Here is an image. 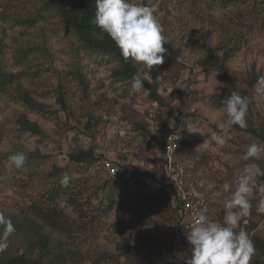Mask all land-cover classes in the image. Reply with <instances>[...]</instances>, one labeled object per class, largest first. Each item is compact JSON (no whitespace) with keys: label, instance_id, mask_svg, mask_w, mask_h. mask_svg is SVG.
Segmentation results:
<instances>
[{"label":"rangeland","instance_id":"obj_1","mask_svg":"<svg viewBox=\"0 0 264 264\" xmlns=\"http://www.w3.org/2000/svg\"><path fill=\"white\" fill-rule=\"evenodd\" d=\"M135 2L153 10L166 39L165 61L151 72L157 74L162 104L151 101L147 91L131 87L126 92L124 84L112 83L117 61L84 51L71 31L59 25L52 13L40 9L39 0H0V65L17 75L18 82L36 102L56 113L31 112L11 93H0V212L22 216L31 207L41 206L55 210L72 223L65 233H51L52 249L63 255L56 258L59 264H94L101 253L123 263L124 259L117 256L120 238L114 224L121 226L128 220L134 225L141 221L142 235L152 241L142 244L134 253L136 257L153 251L163 264H183L187 253H191L184 229L188 219L174 208L173 193L196 194L206 204L209 217L222 222L223 201L250 162L243 159L247 146L257 143L264 147V138L248 132L249 125L255 129L264 126V100L254 94V76H264V13L254 18L247 15L244 0ZM40 43L48 51L47 58L39 54L38 58L29 56L26 64L20 61L18 48ZM216 46L218 59L224 47L232 49L225 66L234 85L246 92L250 107L247 127L233 126L226 134V143L213 144L212 150L203 142L210 139L209 129L223 134L220 125L224 113L215 97L225 92L226 85L219 80L218 72L200 63L207 50ZM74 66L87 81L86 92L69 74ZM60 97L64 107L58 104ZM20 116L35 123L42 134L24 132L18 124ZM173 119L175 123L170 124ZM88 121L92 126H87ZM172 127L179 131L180 141L172 157L174 170L170 172L172 169L164 167L162 145L166 129ZM91 147L99 159L93 165L69 161V154ZM17 152L25 153L28 159L22 169L9 174L4 164ZM103 161L112 162L119 172L121 168L130 169L137 180L129 174L111 176ZM255 163L264 169V153ZM55 169L61 171L56 176ZM64 174L71 178L72 192L60 193L53 202L48 201L49 194L61 187ZM167 175L169 184L164 182ZM150 176L157 182L153 183ZM159 184L167 186L170 200L153 197L162 201L155 204L158 206L153 212L142 210L143 204H134L139 189L153 195L158 193ZM261 188L264 176L257 177L250 198L251 214L243 218L246 223L241 225L251 240L254 238L255 254L250 264H264V214L256 210L264 196ZM108 192L116 201L112 211L103 214L87 210L99 207L95 193ZM80 209H85L86 215ZM180 242L184 243V256L169 254ZM7 243L9 255L31 253V241L21 236L10 237ZM111 262L107 260V264Z\"/></svg>","mask_w":264,"mask_h":264},{"label":"trees","instance_id":"obj_2","mask_svg":"<svg viewBox=\"0 0 264 264\" xmlns=\"http://www.w3.org/2000/svg\"><path fill=\"white\" fill-rule=\"evenodd\" d=\"M244 2H247V15L251 14V17L254 18L257 16V14L264 13V0H244ZM39 7L43 12L46 11L52 13L57 18L59 25L71 31L84 51L114 58L117 61L118 66L111 74L112 83L124 84L126 92L129 91V89L131 88L132 77L137 73L138 68L134 67L130 60L125 61L121 57L119 49L115 46L114 42H112L106 35L101 38L99 30L92 23L95 13V0H39ZM22 21L25 22L26 20ZM217 49V46L215 48L208 49L205 57L200 64L202 65V67L218 72L219 80L225 82V92L220 93L215 97L216 102L222 105V101L227 99V97L231 95L232 92H238L242 96H247V94L244 90H239L234 85L225 66L230 53L233 52L232 49H226V47H224V51L220 59L216 57ZM39 54L44 55L46 58L49 56L48 51L46 50V47L43 43L35 44L30 47L21 46L17 50L18 58H20V61L25 64L28 62L29 56L32 58H38ZM69 74L78 82L82 91L86 92L88 84L79 67L74 66L71 73ZM151 75L152 81L149 82L145 79L144 89L142 91L148 92V98L151 101L162 104V98L158 94L157 74L151 73ZM258 77L259 76H254L255 83ZM18 79L19 78L16 74L10 73L0 65V93H11V96H13L17 102L23 104L31 112H36L39 114H49L52 116L56 115L54 111H48L45 106L36 102L21 86V83L18 82ZM15 83L16 87H13ZM58 104L64 107L62 97L58 99ZM249 107L250 103L248 109ZM176 123L178 124V120H176ZM18 124L24 132H29L31 134H42L38 126L35 123L29 122V120L25 118V116L19 117ZM87 126H92V124H90V121H88ZM137 126L145 130L143 126L139 124H137ZM175 130H177V128L175 127L166 129V135L164 138L166 139ZM248 132L253 136L259 137L261 139L264 138L263 125H261L258 129H255L251 125H249ZM163 146L164 141L162 147ZM68 157L71 163L78 165L84 164L87 166L93 165L99 160L94 155L92 147L87 150H78L77 152L69 154ZM60 172L61 171L59 169H55V176ZM121 174H129L131 178L137 180L136 173H133L130 169L121 168L120 172L118 170V173L114 176L122 177L123 175ZM149 179L153 183L157 182L152 176H150ZM159 186L160 189L158 193H154L153 195H148L146 191H140L139 189L137 192V197L134 199V204L139 205L140 207L144 205L145 208L142 210L153 212L155 210L154 207H157L160 203H162V201H160L159 203L153 197H159L158 200H170L167 186L163 184H159ZM71 190L72 189L69 186L66 188L61 186L50 193L47 200L53 202L56 197L61 194L71 193ZM78 193L81 194L82 192L78 191ZM111 196V192H108L106 195L95 193L94 197L96 198L99 207L92 206L87 210L93 212L100 211L103 214L109 213L115 208L116 203V201L112 199ZM173 196L174 199L172 200L174 208L179 210L180 203L176 199L175 193H173ZM84 210L80 209L79 211L84 212ZM135 212L136 214H140V211L138 209H136ZM84 214L86 215V212H84ZM6 217L12 220L16 229L15 232L11 236H9V238L21 236L23 240L31 241V247H29V251L31 253L29 255H25V253L20 255H9V248L5 249L3 252H0V264H59L56 258L57 256L63 258V255L61 253H56L54 249H52L51 233H65L69 231L68 227L69 225H73L72 223L70 224V222L63 220L62 216L55 210H49L47 207L41 206L31 207V210L22 216L6 215ZM81 217L84 218L83 216ZM117 219L119 220L118 224H120L122 221L119 219V217ZM123 222L124 223L121 226L114 224V229L117 230L118 236L120 238V242L117 245V256H121V258L124 259L123 263H121V261L115 260V258L117 257H112V255L101 253L94 264H107V260L112 261V264H163L162 261L157 258L159 254H156L153 251H147L143 256H141L142 252L137 257L134 255V253L140 251V248H142V244L152 241H149L148 238L150 237L142 235L141 221L135 225L131 220ZM155 240V242L158 241L156 238ZM252 240H254V238H252ZM183 246L184 243L180 242V245L173 247V249H171V253L169 254L174 256L176 253H178L181 254L179 256L183 257L184 253L181 250ZM35 251L36 253L34 255ZM190 255L191 253H187V257ZM164 260L165 258L163 257V261Z\"/></svg>","mask_w":264,"mask_h":264},{"label":"clouds","instance_id":"obj_3","mask_svg":"<svg viewBox=\"0 0 264 264\" xmlns=\"http://www.w3.org/2000/svg\"><path fill=\"white\" fill-rule=\"evenodd\" d=\"M92 23L101 38L106 35L119 49L121 57L138 68L132 77L131 87L135 91L143 90L145 77L152 80L154 66L162 65L166 54L163 28L153 10L135 0H95ZM254 94L264 100V76L257 78ZM248 106V97L238 92H232L222 101L224 122L220 128L223 134L209 129L210 139L203 142L205 148L215 150L213 144L223 146L226 134L233 126L246 128ZM174 123V119L170 121V124ZM261 153H264V147L257 143L247 146L243 159L250 162L233 182L230 196L223 201L222 222L211 219L206 208L194 210L193 226L185 234L191 255L184 259L183 264H250L255 247L241 225L246 223L243 218L251 214L253 205L250 198L256 188L257 177L264 176V169L255 163ZM27 159L23 152L9 156L4 164L5 171L13 174L24 167ZM70 179L68 174H64L60 179L61 186L68 187ZM260 191L264 193V188ZM256 210L264 214V196L258 201ZM15 230L12 220L0 212V252L7 249L8 238Z\"/></svg>","mask_w":264,"mask_h":264},{"label":"built area","instance_id":"obj_4","mask_svg":"<svg viewBox=\"0 0 264 264\" xmlns=\"http://www.w3.org/2000/svg\"><path fill=\"white\" fill-rule=\"evenodd\" d=\"M180 141V134L178 130L173 131L165 140H164V146H163V151L165 155V164L164 167L165 169H172L170 172L174 170L173 166V159L172 157L174 156L177 146ZM103 167L107 172L111 175L114 176L118 173V168L109 161H103ZM170 176L167 175V177L164 179V182L170 183ZM176 199L180 203V209L178 210L179 212H182L180 215L183 213L187 215V222L185 223V230L191 228L193 226V213L194 210H199V209H205L206 204L204 203L203 200L199 199L196 194H175ZM174 199V197H173Z\"/></svg>","mask_w":264,"mask_h":264}]
</instances>
